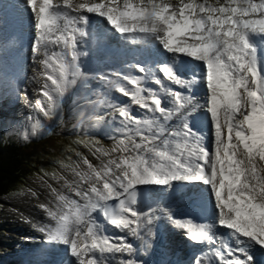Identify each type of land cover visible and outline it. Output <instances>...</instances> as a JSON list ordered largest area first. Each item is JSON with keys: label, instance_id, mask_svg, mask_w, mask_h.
I'll return each instance as SVG.
<instances>
[{"label": "snow or ice", "instance_id": "snow-or-ice-1", "mask_svg": "<svg viewBox=\"0 0 264 264\" xmlns=\"http://www.w3.org/2000/svg\"><path fill=\"white\" fill-rule=\"evenodd\" d=\"M26 5L38 30L31 51L40 67L32 69V81L41 84L33 91L44 100L35 106L45 117L60 107L78 80L88 86L89 80L99 79L131 100L127 105L107 103L113 119L120 117L115 132L122 138L112 137L111 152L95 149L109 157L100 168L84 158L90 171L76 175L89 186L75 191L79 201L59 195L55 209L41 205L55 222L39 227L47 241L67 245L74 264H139L127 237L148 247L145 237L154 235V222L164 215L186 229L192 241L209 246L194 264H251L247 247L264 246V0H224L216 6L207 0H26ZM88 14L105 18L120 34L141 33L157 41L173 56L159 71L181 90L139 63L134 67L141 75L85 72L80 58L87 53L78 45L89 35ZM54 45L60 51L51 50ZM182 57L200 62L203 71L183 75L176 68ZM147 81H154L159 91L146 87ZM201 82L209 90L203 104L190 91ZM132 104L150 115H134ZM202 109L210 116L211 150L205 134L191 125L190 118ZM93 119L99 124L104 116ZM113 153L119 155L112 158ZM175 181L210 186L216 219L236 240L218 236L215 222L197 225L174 219L165 208H137L139 186L171 188ZM94 214L124 235L106 234Z\"/></svg>", "mask_w": 264, "mask_h": 264}, {"label": "bare ground", "instance_id": "bare-ground-1", "mask_svg": "<svg viewBox=\"0 0 264 264\" xmlns=\"http://www.w3.org/2000/svg\"><path fill=\"white\" fill-rule=\"evenodd\" d=\"M7 9L9 12L0 13V21L4 24L8 22V26H17L18 28L9 30L8 32H12L7 35H4V32L0 30V124H10L11 122H14L16 125L20 126L22 122H16V119L23 120V116H18L15 119V113L20 111L21 114L26 115V118L33 114H39L40 111L35 106L36 102L44 100L43 96L38 91H33V89H39L41 84L39 82L32 81V69L37 68L39 70L40 66L34 64L32 61V63H30L32 68L30 71L26 70L25 66H28L29 61L28 59H25V57L19 56V50L17 48L18 44L20 45L22 41L27 38L30 37L31 40L35 38L38 30L34 26L35 17L30 8L26 5V0H16V4L8 6ZM28 10L30 13L26 14L25 11ZM29 15L33 16L32 22L30 23L29 21H24V23L21 24L20 19L22 17H24V19H28ZM89 15L93 16V20L89 25V30H96L97 33L94 31L93 33L95 37H99V39L105 34L108 39L112 40V37L116 35L118 42H126L127 45L132 46H140L146 39V36L141 33L120 34L111 27L105 18L99 17L96 14ZM100 28H102V30ZM83 43L86 46L84 50H88L92 58L96 61L94 64L89 62L88 69L91 68L93 73L95 68L102 71V66L99 65V62H102L103 64L106 63L103 58L104 55L99 50V40L81 39L78 45L79 49ZM53 47L55 50H60L59 45H54ZM16 49L18 50V54ZM113 49H115V46L112 47V50ZM122 52L123 51L117 50L115 51V54ZM158 54L161 58L172 56V54L168 53L162 46L160 47ZM28 58L32 59V54L31 56L29 55ZM83 59V56H81L80 61ZM182 59L185 60L186 57H182ZM117 60L121 62L123 59L117 58ZM201 71H203V69L200 66V62L194 61L190 58L188 66L182 69V74L189 76L193 73ZM125 73L130 75H141L138 72L128 69H125ZM148 82L149 81H147L146 84ZM24 83L29 84L30 89L28 93L30 96L33 95V92H37L36 95H34V100L28 99L30 105L29 109L26 104L22 102L25 99L22 98V96L19 97V94H16V87L18 89H22V85ZM195 86L193 88H195ZM99 88L100 87H98V89ZM99 92L101 98L103 99L102 90L99 89ZM196 97H199L200 103L203 101L205 102L209 98V90L207 89L203 92L201 91L200 95ZM6 112H8L9 115ZM132 112L133 114L138 113L134 104H132ZM204 112H206V110L202 109L193 114V117L204 119ZM174 121L175 122L173 124L178 123V121ZM113 146L114 144L111 145L108 152H111ZM88 155V158H90L89 162L91 164V157L109 158L103 154H93V152L90 151L88 152ZM113 155L116 157L119 153H113ZM83 167L88 168L84 163ZM70 169L64 170L60 181L37 182L46 187V189L38 188L36 186L37 183L35 182L32 187H29L25 196L2 200L3 208L0 209V264H58L59 262L67 259L68 256L64 253L66 248L69 249L68 246L66 247L64 244L48 242L46 234L40 232L39 227L47 225L54 226L55 224V222L47 215L46 211L41 207V205L47 206L46 202L42 200L45 195L54 197L57 205L59 203L57 199L59 195H64L69 199L79 201V197L75 195V191L86 189L89 186L80 180V178L76 175V171H72ZM158 187H160V185H158ZM155 208H160V206ZM205 208L208 209L209 213H206L207 216L202 220V222H200V224L216 223V210L213 209V203L209 201ZM168 210L171 212L173 218L177 220H191L193 222L194 217L196 216L192 215L194 212H192L191 209L185 208V206L176 209L171 208ZM191 216L193 217L190 218ZM158 228L166 230L168 238L189 236L186 229L177 227L167 218V216L164 215H161L160 218L154 222L153 230L157 231ZM159 232L160 231H153L154 235L146 237L148 247H144V243L142 241L140 245L139 258L137 260L139 264H166L165 261H168L167 264H172L171 259L167 260L166 258L170 250L169 244L171 242L169 240L166 242V235L163 233L160 234ZM222 233L223 228H220L217 231V235L220 236ZM166 245L168 247H166ZM261 247L264 250V246ZM172 256L175 260L179 257L177 254H172ZM117 257L123 259L128 258L126 254H117ZM74 261L70 264H74ZM113 264L115 263L113 262Z\"/></svg>", "mask_w": 264, "mask_h": 264}, {"label": "rangeland", "instance_id": "rangeland-1", "mask_svg": "<svg viewBox=\"0 0 264 264\" xmlns=\"http://www.w3.org/2000/svg\"><path fill=\"white\" fill-rule=\"evenodd\" d=\"M169 2L177 4L179 0H169ZM197 2H203V0H197ZM207 3L216 6L223 4L224 0H207ZM98 87L104 94L106 87L104 83L97 84L95 81H88V86H85L82 81L78 80L65 93L60 107L50 117H45L43 114L39 117L35 115V119L30 121L24 114L20 126L0 124V131L4 130L5 134L17 142L26 158L21 183L3 200L25 196L29 187H32L35 182L60 181L64 170L71 168L70 170L81 173L90 171L83 167V160L88 158V152L102 154L97 153L95 149L101 148L109 151L111 145L115 143L112 137L121 138L115 132V129L120 127V117L116 116L115 120L113 119V110L107 107L110 101H107L109 99L105 98V95L103 99L101 98ZM74 89L78 90L73 92ZM36 93L33 92L28 99L34 100ZM100 100H105V103H99ZM22 102L29 109L30 105L26 103V100ZM99 113L104 115V120L96 124L93 117ZM174 122L173 120L171 123ZM36 125L39 127L33 133ZM25 134H27V139H25ZM112 158L116 157L112 154ZM108 159L91 157L92 165L96 168L107 163ZM41 164L42 170L36 171L35 167ZM36 186L46 189L39 183ZM42 200L50 208L57 206L54 197L45 195ZM2 206L1 202L0 209L3 208Z\"/></svg>", "mask_w": 264, "mask_h": 264}, {"label": "trees", "instance_id": "trees-1", "mask_svg": "<svg viewBox=\"0 0 264 264\" xmlns=\"http://www.w3.org/2000/svg\"><path fill=\"white\" fill-rule=\"evenodd\" d=\"M25 160L23 151L18 145L6 136H0V204L1 199L12 193L21 183ZM35 169L42 170V164Z\"/></svg>", "mask_w": 264, "mask_h": 264}, {"label": "water", "instance_id": "water-1", "mask_svg": "<svg viewBox=\"0 0 264 264\" xmlns=\"http://www.w3.org/2000/svg\"><path fill=\"white\" fill-rule=\"evenodd\" d=\"M1 201H2V199H1Z\"/></svg>", "mask_w": 264, "mask_h": 264}]
</instances>
